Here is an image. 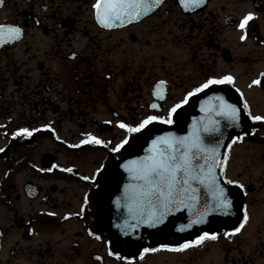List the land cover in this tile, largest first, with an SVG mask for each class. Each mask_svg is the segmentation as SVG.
<instances>
[{
	"label": "flooded vegetation",
	"instance_id": "obj_1",
	"mask_svg": "<svg viewBox=\"0 0 264 264\" xmlns=\"http://www.w3.org/2000/svg\"><path fill=\"white\" fill-rule=\"evenodd\" d=\"M95 3H0V25L22 29L19 39L5 35L0 43V264H264V121L248 115H264V84H252L264 81V0H161L111 28L97 21ZM250 12L241 40L239 21ZM229 74L235 86H210L184 106L216 108L222 97L241 109L233 138L247 135L231 139L221 170L225 183L244 185L226 183L238 218L230 228L217 220L218 239L183 250L171 249L208 231L155 248L117 241L98 223L116 166L144 134L172 125L155 122L129 134L119 123L166 116L207 79ZM21 128L38 131L16 135ZM88 133L105 144H81ZM125 137L129 144L112 152ZM241 148L254 152L234 154ZM245 207L244 228L225 236L243 221Z\"/></svg>",
	"mask_w": 264,
	"mask_h": 264
},
{
	"label": "snow or ice",
	"instance_id": "obj_2",
	"mask_svg": "<svg viewBox=\"0 0 264 264\" xmlns=\"http://www.w3.org/2000/svg\"><path fill=\"white\" fill-rule=\"evenodd\" d=\"M3 0H0L2 3ZM161 0H96L93 5L97 21L102 27L111 28L117 21L123 22L127 17L129 22L132 18H139L142 12L150 9L153 4H159ZM182 3L185 0H181ZM192 3L199 4L202 0H191ZM254 18V13L246 14L243 19L239 21V28L245 30V34L240 38H246V28ZM10 37L11 40H17L22 36V29L19 26L4 24L0 25V43L5 42L4 36ZM264 76V73L261 74ZM165 81H160L159 85L163 86ZM233 85L235 86V77L232 75H224L221 77H211L205 82L188 92L186 96L179 102L173 104L167 111V115H147L140 120L139 123L133 125L123 121L119 123L121 129L126 130L129 134L140 133L147 129L155 122L162 124H174L176 119L179 118V110L189 102V98L208 89L213 85ZM253 85H262L264 81L255 79L252 81ZM239 91V89H237ZM155 95L163 99V96L157 88ZM241 95H243L241 93ZM220 101L219 105L214 109L218 115L225 117L232 123H237L240 119L241 109L234 104H229L224 101L222 97H217ZM153 109L159 107L158 104L151 105ZM244 109L249 106L247 102L244 103ZM249 117L253 121H264V115H252L249 111ZM110 123V122H109ZM47 127V126H46ZM38 129L29 130L27 128L19 129L16 135L26 134L31 136L33 132ZM219 121H212L211 126L204 125L202 128L195 127L192 133L188 136L178 137L173 133H167L165 136H157L152 141V148L149 149V155L141 157L137 160H130L125 165L129 173L130 179L133 183L125 185L124 198L132 201L128 206L129 212L134 214V218H139L146 223L156 225L161 223L164 215H166L173 208H179L184 205L185 199H198V189L194 184H202L209 188L213 193L214 206L217 210L225 212L231 208V200L227 195L224 186L219 182L220 177L216 173V169H223L226 164V158L220 159L219 148L222 146L221 142L216 144H207L201 133H217L219 132ZM87 139L82 140L81 144H97L104 145L105 141L91 133L86 134ZM244 135H247L245 133ZM244 135L234 137L232 143L238 140H243ZM59 139V137H57ZM130 137H125L119 144H116L111 151L119 152L127 144H129ZM79 145H74L78 147ZM231 147V145H228ZM3 151V149H0ZM53 167H59L54 165ZM43 170V169H42ZM51 171L52 169H47ZM64 171L71 172V168L63 169ZM99 171V170H98ZM84 180H89L90 177H83ZM227 184H236L240 189L244 185L239 181L227 179ZM246 194V193H245ZM147 208V211H146ZM159 209V210H158ZM203 216L193 221V223H201ZM249 220L248 212L245 207L243 213V221L238 227L232 229L231 232H225V236H232L239 233ZM219 233L204 232L198 236L196 240H190L178 248L171 250H183L193 245L202 244L205 240H216ZM99 238V237H97ZM162 247L168 248V245ZM156 251V249L145 248L144 252Z\"/></svg>",
	"mask_w": 264,
	"mask_h": 264
},
{
	"label": "water",
	"instance_id": "obj_3",
	"mask_svg": "<svg viewBox=\"0 0 264 264\" xmlns=\"http://www.w3.org/2000/svg\"><path fill=\"white\" fill-rule=\"evenodd\" d=\"M187 124L185 121V111H181L179 113L178 123L165 131H155L149 132L144 135L137 147L130 152L123 160L122 166H125L130 160H137L141 157H145L149 155V149L152 148V141L157 136H165L167 133H173L178 137L188 136L193 132L192 129L187 128ZM216 173L220 177V168H217ZM117 180L114 185L110 189L109 193V212L111 219H130L133 220L132 223H128L131 226H126V228H139L141 231V235L145 234L149 237V241L152 244H160L163 242L170 243L175 239L188 236L195 235L201 232L204 229L211 230L213 227L215 220L217 218L225 219L228 216L225 212L217 210L214 206L213 193L202 184H194L193 186L198 189L197 196L198 199H185L184 205L179 206V208H173L166 215H164L161 223L156 225H151L146 223L139 218H134V214L129 212L128 206L132 201L124 198L125 185L133 183L130 179L129 173L125 167L120 171ZM220 184L225 187L223 184L221 177L219 180ZM227 191V195L232 202V195L229 190L225 187ZM112 201L115 204L113 207ZM232 207V203H231ZM116 208V209H115ZM159 210V209H158ZM147 211V208H146ZM203 216V220L201 223H193V221L199 219ZM102 217H100V220ZM171 221V223H169ZM163 225L165 229L161 232H156V228ZM113 225L105 223L103 224V228L105 230L111 229ZM121 241V240H120ZM140 243V241H138Z\"/></svg>",
	"mask_w": 264,
	"mask_h": 264
},
{
	"label": "rangeland",
	"instance_id": "obj_4",
	"mask_svg": "<svg viewBox=\"0 0 264 264\" xmlns=\"http://www.w3.org/2000/svg\"><path fill=\"white\" fill-rule=\"evenodd\" d=\"M253 152H254L253 149L246 150V149H244V148H241L238 152L235 151L234 154H237V155H246V154H250V153H253ZM89 155H90V153H89ZM77 164H78L79 166H82V167L84 166V169L86 168L85 165H91V168H93V164L90 163V162H80V161H78ZM91 170H92V169H91Z\"/></svg>",
	"mask_w": 264,
	"mask_h": 264
}]
</instances>
